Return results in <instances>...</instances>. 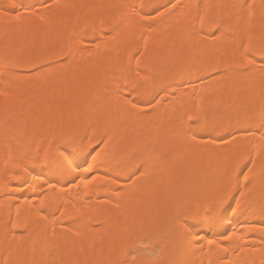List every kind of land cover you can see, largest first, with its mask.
Masks as SVG:
<instances>
[{"label": "bare ground", "instance_id": "obj_1", "mask_svg": "<svg viewBox=\"0 0 264 264\" xmlns=\"http://www.w3.org/2000/svg\"><path fill=\"white\" fill-rule=\"evenodd\" d=\"M28 2L0 0V60L4 52H11L21 59L35 58L42 48L59 42L62 29L42 22L41 15L63 13L66 19H74L77 12L81 16L87 12V9L73 11L70 8L49 12L37 7L33 15L10 7L13 3L19 6ZM54 2L71 5L106 0ZM131 2L138 7L143 4V11L147 13L167 0ZM179 3L190 6L179 11L186 16L190 14V22L197 28L200 27L198 17L204 18L205 32L209 31L210 22L223 23L234 46L248 43L249 38L253 43L264 40V0H179ZM141 31L133 27L131 32H125L107 45L102 44L98 50L92 45L91 55L83 54L77 79L71 86H64L63 94L59 91L42 94L9 87L0 77V92H5L0 96V122L11 118L14 133L18 130L17 138L11 142L0 136V264H106L115 255L113 249H122L135 240L136 235L124 230L128 225L123 215L107 202L114 198L111 188L101 187L97 182L87 187L83 184L73 187L69 181L76 183L73 177L88 164L93 166V173L102 175L105 171H114L115 151L131 152L144 142L156 139L163 148L162 168L177 153L183 158L174 167L167 168L166 182L151 202L136 209L137 217L151 213L157 204L161 211L166 209L169 180L173 184L190 183L191 214L197 218L189 223L194 226L193 232L200 233L202 241V247L201 241L189 243L185 239L182 243L177 242L175 250L170 249L168 254L185 264H227L228 261L232 264H264V141L260 140L259 133L254 137L237 133L233 143L218 149L211 145L207 149L194 146L191 142L178 140L173 133L181 122L191 123L188 116L198 117L201 125L229 127L235 125L238 117L242 120L246 115H258L264 107V85L239 79L210 89L201 85L193 74L186 79H190L195 87L181 86L177 81L175 97H168L171 103L165 104L151 122H121L115 114L109 119L105 109L113 85L110 78H106L107 70L126 66L129 55L138 49L144 50ZM143 35L148 50L146 57L141 58L142 63H154L162 74L169 76L189 62L218 58L217 48L223 46L210 39L193 44L175 17L161 20L154 25V31H144ZM106 129L113 140L108 146L97 144L98 139L107 138L103 136ZM73 142L77 147H69ZM65 149L81 168L62 177H51L54 188L32 183L33 176L44 168L45 155H59ZM88 152L96 159L88 156ZM37 160L40 163H36ZM109 161L111 167L106 168ZM23 163H27L28 172L13 180V175L22 172L17 165ZM237 164L240 171L249 175L247 182L240 176L244 196H237V199L241 201L242 210L231 225L209 231L208 213L198 210L197 204L211 203L225 186H234L239 175L235 171ZM6 192L12 195L5 198ZM42 201L43 208L40 207ZM9 220L29 226L27 232L23 228L16 229L17 233H23L22 238L6 236V232L11 231ZM98 222L104 224L103 232L96 230ZM225 229V234L234 233L232 239L220 240L213 235V232ZM207 239H215L216 243L208 245ZM144 259L147 261L148 257Z\"/></svg>", "mask_w": 264, "mask_h": 264}, {"label": "snow or ice", "instance_id": "obj_2", "mask_svg": "<svg viewBox=\"0 0 264 264\" xmlns=\"http://www.w3.org/2000/svg\"><path fill=\"white\" fill-rule=\"evenodd\" d=\"M10 7L14 11L19 8L33 15L36 14L37 7L49 12L54 9L70 8L73 11L87 9L83 16L77 12L74 19L71 17L66 19L63 13L59 16L55 13L51 16L41 15L39 18L42 22L57 25L62 29V38L58 43L42 48L35 58L21 59L11 52H4L0 60V77L8 82V86L42 94L48 92L54 94L57 91L63 94L64 86H71L77 79L83 54L88 52L91 55L92 45L98 50L102 44L107 45L125 32H131L133 27L142 30L144 50L138 49L134 54L129 55L126 66L118 65L107 70L106 78H110L113 85L108 96L109 104L105 109L109 119L115 114L116 119L121 122H151L154 116L159 115L160 109L164 108L165 104L171 103L168 97H175L177 81L181 86L195 87L190 79H186L193 74L201 85L210 89L215 85L239 79L264 85V40L253 43L249 38L248 43L234 46L230 43L223 23L210 22L209 31L205 32L204 18L198 17L200 27L197 28L190 22V14L186 16L179 11L190 6L179 3V0H167V3L155 6L147 13L143 11V4L138 7L131 0H106L102 3L71 5H61L54 0H29L28 3H21L19 6L13 3ZM171 17L182 23L187 39L193 44L209 39L216 44H222V47L217 48L218 58L213 57L200 63L189 62L172 76L162 74L154 63L147 61L142 63L141 58L146 57L148 50L144 31L151 33L155 24ZM226 57L230 59H225ZM2 95H5V92H0V96ZM188 121L191 123L185 125L181 122L174 128L175 137L205 149L210 145L214 146V149L227 147L237 139V133L254 137L258 132L260 140L264 141V107L258 115H246L242 120L238 117L235 125L229 127L201 125L200 119L195 116H188ZM17 135L18 130L14 133L11 126V118L0 122V136L5 141L11 142L17 138ZM103 136L107 138L98 139L97 144L108 146L113 137L109 135L107 129ZM69 147L75 148L77 144L73 142ZM162 151L158 139L144 142L141 147L131 152L115 151L114 171H105L102 175L93 173V166L88 164L77 177H73L76 183L69 181L73 187H78L80 184L87 187L97 182L101 187L111 188L114 198H109L107 202L111 203L117 213L123 215L128 225L124 230L136 235L135 240L125 244L122 249H113L115 255L106 264H185L184 261L174 259L168 254L169 250L174 251L177 242L182 243L185 239H188L189 243L201 241L200 233L193 232L191 229L194 226L189 223L191 219L197 218L191 214L192 185L190 183L173 184L169 180L170 195L166 209L161 211L157 204L152 208L151 213H142L139 218L137 217L136 209L142 208L146 202H151L166 182L167 168L174 167L176 162L183 158L182 154L177 153L162 168ZM88 156H92V152H88ZM92 159L95 160L96 157L92 156ZM36 163L40 161L37 160ZM85 163L87 164V160ZM17 166L22 168V172L13 175V180L20 179L23 173L28 172L27 163ZM110 167L111 161L106 164V168ZM80 168L81 166L71 159V153L67 149L60 151L59 155L46 154L44 168L33 176L32 183H38L41 187L47 184L49 188H54L55 185L50 182L51 177H62ZM235 171L239 175L235 178L234 186H225L220 190L219 197H214L211 203L197 204L198 210L208 213L209 231L213 228H221L225 224L231 225L235 216L242 210L241 201L237 199V196L241 198L244 196V191L240 189V176L247 182L249 175L240 171L239 164L236 165ZM248 172H251L250 168ZM89 173L93 174L86 175ZM25 184H28L27 180ZM31 190L35 191V188ZM10 195L12 194L6 192L5 198ZM43 206L42 201L40 207ZM129 216H131L130 222ZM8 223L11 231L6 232V236H11L12 239H16L18 235L23 237V233H17L16 229L23 228L24 232H27L29 227L12 220ZM95 227L98 232L104 231L103 223L98 222ZM225 232L226 229L218 233L213 232V235L218 236L220 240L232 239L234 233L225 234ZM214 243H216L215 239H207L208 245ZM145 257H148L147 261ZM227 264L232 262L228 261Z\"/></svg>", "mask_w": 264, "mask_h": 264}]
</instances>
